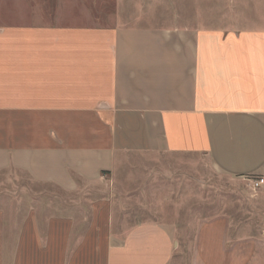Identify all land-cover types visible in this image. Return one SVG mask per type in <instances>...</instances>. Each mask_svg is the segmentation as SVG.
<instances>
[{
    "label": "crops",
    "instance_id": "crops-1",
    "mask_svg": "<svg viewBox=\"0 0 264 264\" xmlns=\"http://www.w3.org/2000/svg\"><path fill=\"white\" fill-rule=\"evenodd\" d=\"M129 2L0 0V176L20 191L0 195V264H264V185L248 222L184 221L123 171L200 155L264 178V0L170 25L119 20ZM35 187L82 202L52 214Z\"/></svg>",
    "mask_w": 264,
    "mask_h": 264
},
{
    "label": "rangeland",
    "instance_id": "rangeland-1",
    "mask_svg": "<svg viewBox=\"0 0 264 264\" xmlns=\"http://www.w3.org/2000/svg\"><path fill=\"white\" fill-rule=\"evenodd\" d=\"M231 0H135V4H125L115 8L119 20H126L127 16L140 20L139 24L170 25L178 20L185 24L190 16L206 13L227 16L228 14H242L248 10L246 7H231ZM125 2V1H124ZM186 19V20H185ZM183 20V21H181ZM240 26L247 27L248 24ZM133 165H128L123 171L125 176H133V182L124 184L128 191H145L147 205L161 204L168 212L177 208L184 221L196 219L202 215H213L225 211H236L241 214L244 221H249L250 213L255 212L258 201L259 188H254L249 177L235 178L215 170L200 155H182L173 157L134 158ZM171 166L173 167L171 169ZM137 180V181H136ZM17 186V184H16ZM15 184L9 182L5 175L0 176V195L2 196V209L15 203L12 195ZM35 206L48 208L52 214H58L60 209L72 206L76 201L81 204V195L76 198H64L56 190H43L34 188ZM43 193V194H42ZM67 202V203H66ZM60 208V209H59ZM6 209V210H7ZM258 214L252 215L257 218ZM10 217L7 215V219ZM190 237L191 231L186 232ZM10 236V234H8ZM189 236L185 239H189ZM191 239L185 242L188 246ZM182 264H187L182 262Z\"/></svg>",
    "mask_w": 264,
    "mask_h": 264
},
{
    "label": "built area",
    "instance_id": "built-area-1",
    "mask_svg": "<svg viewBox=\"0 0 264 264\" xmlns=\"http://www.w3.org/2000/svg\"><path fill=\"white\" fill-rule=\"evenodd\" d=\"M254 188H259L264 185V178L262 176H250Z\"/></svg>",
    "mask_w": 264,
    "mask_h": 264
}]
</instances>
